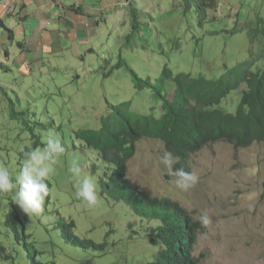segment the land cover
Returning <instances> with one entry per match:
<instances>
[{
    "label": "rangeland",
    "instance_id": "obj_1",
    "mask_svg": "<svg viewBox=\"0 0 264 264\" xmlns=\"http://www.w3.org/2000/svg\"><path fill=\"white\" fill-rule=\"evenodd\" d=\"M253 1L256 0H218V7L208 9L207 20L203 24H200L199 0H118L112 6L116 10H111V14L107 13L108 8H92L93 14L103 12L105 16L116 17H111L108 23L111 31L115 30L111 37L107 35L108 25L99 31L102 37L98 54L109 49L117 59L126 57L129 66L113 74L111 79L114 84L110 86L108 100L133 99L134 110L148 113L156 106L159 112L161 103L156 102L150 88L147 91L137 89L130 68L151 82H160L166 64L174 74L185 72L193 76L216 78L224 74L227 67H234L248 59L252 50L258 58L253 70L257 72L263 69L264 37L255 31L264 28V2L253 5L254 11H260L256 15L249 5ZM132 3L135 16L125 23ZM123 6H127V9L121 10ZM30 11L35 12V7ZM63 11L65 13V9ZM21 12L28 14L24 10ZM69 13L73 14L69 18L64 15V20L53 27L59 32L56 43H61V47L69 39L68 31L71 38L80 20L75 12ZM6 16H9L5 20L13 30H16L14 24L23 27L19 14L7 13ZM88 20L103 23L101 17L86 16L84 21ZM48 21L47 18L43 19L40 27H51L47 25ZM115 21L122 22V25H116ZM31 28V38H34L37 29ZM0 37V44H5L6 48L9 38L4 32ZM31 38H28L29 41ZM76 38H83V33L77 34ZM32 47L37 45L32 44ZM17 63L20 66L18 60ZM38 77L40 79V75ZM9 81L13 85L9 88V94L12 96L13 88L19 93L16 109L24 112L12 117L11 104L0 93V164L9 167L13 175L21 167V152L33 147L42 134H57L61 125L66 133L67 148L78 146L79 140L73 130L77 127L69 125L68 112L63 110L71 109L79 113V121L91 117L95 122L101 114L108 112L104 95H100L96 83L91 86L96 89L93 93L90 84L84 90L75 92L86 98L90 96L87 106H79L68 97L67 85L60 86L58 82L48 79L37 83L32 75L23 86L22 78H18V84L14 83L12 77H9ZM165 86L169 92L174 84L168 80ZM49 91L56 93L54 99L50 98ZM236 94L237 90L232 91L223 101L230 102L228 108L233 110L229 111L237 108ZM64 95L67 97L66 104ZM68 149L66 152L69 153L59 157L54 166L52 198H46L42 217L29 218L12 201L11 196L0 195V220H5L6 215L14 216L16 208L24 219L28 235L27 239L20 238L16 242L9 228L4 225L0 227V244H8L7 253L13 255L2 264H34L29 257L32 245L38 250L36 259L45 264L51 261L56 264H149L153 248L149 232L146 233L152 222L135 213L129 204L116 201L113 196L103 192L99 175L104 176V167H96L89 162L87 169L84 155ZM165 151L167 149L161 140H139L136 153L129 160L128 176L150 196L178 202L197 221L204 213L209 216L210 223L207 226L201 224L194 244V254L200 263L264 264V143L235 148L229 142L219 141L205 146L192 154L188 161L189 172H195L199 178L195 186L188 189L179 187L177 177L168 174L160 159ZM73 158L78 159L84 172L97 182L101 201L94 208L86 207L75 195V182L68 173L69 161ZM62 219L67 222L74 220L76 226L73 231L76 235L104 245V248H86L70 243L61 234Z\"/></svg>",
    "mask_w": 264,
    "mask_h": 264
},
{
    "label": "trees",
    "instance_id": "obj_2",
    "mask_svg": "<svg viewBox=\"0 0 264 264\" xmlns=\"http://www.w3.org/2000/svg\"><path fill=\"white\" fill-rule=\"evenodd\" d=\"M261 2L264 1L256 0L249 4L251 11L256 15L260 11H254L253 5ZM133 5L132 3L129 6ZM63 7L65 13L73 11L90 18L101 17L102 24L98 20L94 22L97 31L107 26L111 17L116 18L105 16L103 12L99 14L86 12L82 4L72 3ZM216 7H218V0H199L200 24L207 20L208 9ZM126 9L127 6L121 8V10ZM129 12L124 19L125 23L136 13L133 7ZM107 13L111 14V10ZM0 21V26L7 32L10 42L6 48L5 46L0 48V93L11 104V116L16 117L18 113L24 112L16 109L20 99L17 90L13 88L12 96L9 94V88L13 86L9 77L13 78L15 84H18V78H22V86L31 75L35 77L37 83L48 79L50 82H58L60 86L67 85L68 97L72 101L75 100L79 106H87L90 96L86 98L75 92L84 90L85 86L90 84L93 93L96 89L91 86L98 84L97 88L100 95L102 97L104 95L106 100L104 105L108 106V112L101 114L95 122L91 117L79 121V113H74L71 109L63 110L68 112L69 125L72 128V124L77 127L73 130L79 140L78 146L74 145L68 149L66 133L61 125L57 134L65 144L66 150H76L84 155L86 168L89 167V162H93L96 167H104V176L99 175L103 192L107 196H113L116 201L129 204L135 213L152 222L150 230H146V235L149 232V241L153 248L152 260L149 264H201L194 254V244L201 223L178 202L150 196L136 186L128 176L129 160L136 153V143L143 138L163 141L167 151L179 158V163L174 165V168H183L187 172H189L188 161L191 155L212 143L225 141L233 144L235 148L264 143V68L257 72L253 70L258 59L254 52L251 50V56L248 59L234 67H227L225 73L216 78L193 76L185 72L174 74L166 64L162 69L160 82H151L140 77L136 70L130 68L137 89L147 91L146 89L150 88L156 102L161 103L159 112L158 107L153 106L147 113L134 110L133 99L115 102L108 100L110 86L114 84L111 79L113 74L120 68L124 66L129 68V66L126 57L120 56V59H117V56L109 49L101 55L98 54L97 48L101 44L102 32L95 37L85 35L79 40L76 38L70 42L62 54L55 58H48L42 53H39L40 56L30 55L27 41L17 39L15 31L3 20ZM114 23L122 25V22ZM107 30H109L107 32L109 37L115 32V30L111 31V25L107 26ZM255 32L264 37V28ZM12 47L18 51L14 52ZM262 55L264 57V51ZM21 56L23 61L19 63V66L17 59ZM35 60L39 62L35 63ZM168 80L174 84L173 90L169 92L165 86ZM105 81L106 85H104ZM235 90L238 91L236 94L238 105L235 111H229L233 110L228 108L230 102L223 103V101ZM54 95H56L54 91H49L51 99H54ZM34 100H36L35 97ZM63 100L66 104V95L63 96ZM91 105L95 106L94 102H91ZM47 135L42 134L33 147L25 148L21 152L22 160L23 152L30 148L42 147V142ZM71 139L74 143L73 137ZM67 153L69 152L65 154ZM49 187L51 191L47 197L48 200L52 198V179L49 181ZM13 215L12 217L6 215L5 220H0V227L4 225L9 228L16 242H19L20 238L27 239L24 219L16 208ZM60 226L61 234L70 243L86 248H104V245H98L76 235L73 231L76 226L74 220L67 222L62 219ZM7 246L6 243L0 244V264L13 257L11 253H7ZM25 246L27 247V243ZM37 254L38 250L32 245L29 257L33 263L45 264L36 259ZM46 264H56V262L51 261Z\"/></svg>",
    "mask_w": 264,
    "mask_h": 264
},
{
    "label": "clouds",
    "instance_id": "obj_3",
    "mask_svg": "<svg viewBox=\"0 0 264 264\" xmlns=\"http://www.w3.org/2000/svg\"><path fill=\"white\" fill-rule=\"evenodd\" d=\"M42 147L30 148L23 152L24 159L19 171L13 175L9 167L0 164V195H10L12 201L19 206L29 218L42 217L45 200L49 197V181L55 174L57 159L66 153V146L58 134L49 132L43 140ZM161 162L168 174L177 177L176 183L183 189L195 186L198 176L195 172H187L183 168H174L179 158L165 151ZM68 173L75 182V195L86 207L94 208L101 201L97 182L84 172L78 159L69 161ZM203 226L210 223L209 216L204 213L199 217Z\"/></svg>",
    "mask_w": 264,
    "mask_h": 264
},
{
    "label": "crops",
    "instance_id": "obj_4",
    "mask_svg": "<svg viewBox=\"0 0 264 264\" xmlns=\"http://www.w3.org/2000/svg\"><path fill=\"white\" fill-rule=\"evenodd\" d=\"M116 1L118 0H0V20H3L9 27V24H7V21L5 20V18H9V16H6V14H19L20 21L22 22L23 27L19 28V26L14 24V26L16 27V30L14 31L16 33V36H20V38L17 37V39H25L27 41L29 54H36L37 56H40L39 53H42L45 57L55 58L59 54L63 53L64 49L68 47L70 42H73V40L77 37V34L83 33V37L85 35H89V37H95L99 34V31H97L96 27H94V23L92 21L88 20L86 22L84 21L86 16H84L83 14L75 13V15L80 17V20L77 22L75 30H73L75 31L73 32V36L70 38V31H68L69 39L66 44L62 47L61 43L57 44L56 41H59V32L55 31L53 27L64 20V15L69 18L70 15L73 14L64 13V9H61L63 5L65 6L72 3L82 4L85 6L86 12L91 13V11H93L92 8H97L98 10L108 8L110 10H113L112 6L116 5ZM33 7H35V12L30 11V9H32ZM13 10L15 12H13ZM23 10L28 14H22L21 11ZM46 18L49 20L47 25H50L51 27H40L43 19ZM17 19L19 18H16V20ZM31 27L37 29L34 34V38H31ZM3 32L8 37L7 32L3 29V27L0 26V36H3ZM29 37L31 38L30 41L28 39ZM77 39L79 40L80 38ZM6 43H10L9 39ZM32 44L37 45V47H32ZM1 46L3 47L5 46V44H0V47ZM17 60L20 63L23 61V57L21 56ZM34 62L37 63L39 62V60H35Z\"/></svg>",
    "mask_w": 264,
    "mask_h": 264
},
{
    "label": "bare ground",
    "instance_id": "obj_5",
    "mask_svg": "<svg viewBox=\"0 0 264 264\" xmlns=\"http://www.w3.org/2000/svg\"><path fill=\"white\" fill-rule=\"evenodd\" d=\"M24 75H25V74H24ZM18 76H19V75H18ZM181 242H182V241H181ZM181 242H180V243H181Z\"/></svg>",
    "mask_w": 264,
    "mask_h": 264
}]
</instances>
